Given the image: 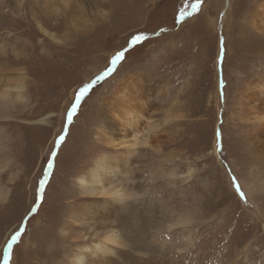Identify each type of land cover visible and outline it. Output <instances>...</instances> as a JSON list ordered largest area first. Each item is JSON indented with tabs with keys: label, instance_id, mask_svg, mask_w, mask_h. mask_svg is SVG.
Here are the masks:
<instances>
[{
	"label": "rangeland",
	"instance_id": "1",
	"mask_svg": "<svg viewBox=\"0 0 264 264\" xmlns=\"http://www.w3.org/2000/svg\"><path fill=\"white\" fill-rule=\"evenodd\" d=\"M66 1L0 0V264H73L110 230L122 246L85 264H264V0ZM101 130L143 141L115 206L77 183L112 157ZM84 204L101 218L77 223Z\"/></svg>",
	"mask_w": 264,
	"mask_h": 264
},
{
	"label": "bare ground",
	"instance_id": "2",
	"mask_svg": "<svg viewBox=\"0 0 264 264\" xmlns=\"http://www.w3.org/2000/svg\"><path fill=\"white\" fill-rule=\"evenodd\" d=\"M61 5H65L64 11L67 13V6L68 3L66 0H61ZM57 8V13L61 11V8ZM68 14V13H67ZM72 19V18H71ZM73 21V19L71 20ZM54 39L53 36H50ZM16 91H22L23 87L17 86L14 87ZM6 95H8L7 92L2 93L0 95V109H2L3 106L7 105L10 102H7ZM18 99H22L21 96L18 97ZM129 117H132V114L128 115ZM117 119H121L123 123H127V125H133L137 123L135 120L131 121V118L126 120V122L121 118L117 117ZM130 121V122H129ZM121 122V121H120ZM101 135L103 138V141L109 144L113 147V154L112 157L104 155L98 156L90 166H88L86 169H84L83 173L77 178L78 186L81 190V192L84 195H88L91 197H97L100 196L103 198V203L105 205L115 206L116 204H123L126 202L127 197L122 194V189H117V187L111 186L109 178H116L117 176L121 175V170L123 173H126L127 167L129 165V162L131 160V156L139 149L141 143L143 144V141H140L138 136H135L132 139V143L126 141L123 143H117L115 139L111 135H107L104 133L103 130H101ZM101 138V139H102ZM147 140H144V144H146ZM119 146V148H117ZM111 160L110 164H106L107 160ZM4 198L2 191H0V200ZM97 208L89 207L87 204H84L81 206L79 213L75 214L72 218L76 220L77 223H85L87 225H90L91 222H95L94 219H100L97 215ZM100 214V213H99ZM191 224L189 218L179 217L175 224L173 226L177 225H183L187 226ZM95 226V224L93 225ZM93 228V227H91ZM190 241V239H187V242ZM122 237L121 235L115 231L110 230L108 231L102 239L97 243L93 244L91 246L92 249L85 248L81 249L79 253H77L73 260V264H85V253L89 250H92L93 252H96L97 250L104 251H110L111 248L115 246H122ZM105 253V252H104ZM107 253V252H106Z\"/></svg>",
	"mask_w": 264,
	"mask_h": 264
},
{
	"label": "snow or ice",
	"instance_id": "3",
	"mask_svg": "<svg viewBox=\"0 0 264 264\" xmlns=\"http://www.w3.org/2000/svg\"><path fill=\"white\" fill-rule=\"evenodd\" d=\"M194 5H192L193 7ZM187 15V12H185V14L181 15V19L184 18V16ZM146 39V37L141 36V35H137L134 37V39L132 40V44H137L140 41ZM125 53L123 51L117 53L111 61V67L107 69V71L101 73V75L97 76L95 80H93L91 83H87L84 84L83 87H81L77 93V95L75 96V100L74 103L71 105V109L70 111L67 113V120L69 122H71L73 120V114L77 113L80 105H81V101L86 97L87 94H89L90 89L93 88V86L95 84H97L99 81L103 80L105 77H108L110 75H112V73L115 71L117 64L124 58ZM65 141V136L64 135H60L59 138L56 141V145L59 146L61 145L63 142ZM53 157H55L56 153L52 154ZM53 170V161L49 160L47 163V172L51 173ZM48 180V176L47 174H45L44 179L40 181L39 183V192L41 194V196L43 195L44 191H45V183ZM232 181L235 185V190L236 192H238L240 194L241 197L245 196V193L241 190V184L238 182L236 177H232ZM21 237V232L17 231L10 239V241L7 244V250H6V254H5V260H8V256H7V252L11 251L13 244L17 243L18 239Z\"/></svg>",
	"mask_w": 264,
	"mask_h": 264
}]
</instances>
